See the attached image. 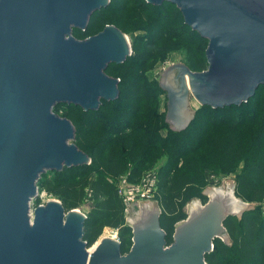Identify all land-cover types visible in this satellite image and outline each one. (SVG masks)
I'll return each mask as SVG.
<instances>
[{
  "label": "water",
  "instance_id": "obj_1",
  "mask_svg": "<svg viewBox=\"0 0 264 264\" xmlns=\"http://www.w3.org/2000/svg\"><path fill=\"white\" fill-rule=\"evenodd\" d=\"M168 1L209 41L206 70L178 63L161 75L169 98L166 122L182 131L195 116L191 96L221 108L248 101L264 85V0ZM109 2L0 0V264H208L216 238L231 244L227 217L240 219L257 205L234 198V179L207 186L208 201L187 202L189 215L176 224L169 244L159 204L133 201L125 218L133 228L126 254L111 237L89 246L87 215L78 208L66 210L57 200L33 208L43 174L91 161L76 144L74 123L55 107L98 110L102 100L120 95V78L106 69L133 53L128 35L112 24L83 40L73 35Z\"/></svg>",
  "mask_w": 264,
  "mask_h": 264
},
{
  "label": "trees",
  "instance_id": "obj_2",
  "mask_svg": "<svg viewBox=\"0 0 264 264\" xmlns=\"http://www.w3.org/2000/svg\"><path fill=\"white\" fill-rule=\"evenodd\" d=\"M127 14L137 15L140 22L145 23L139 27L148 31V37L136 38L132 43L133 53L126 61L111 63L106 69L109 75L120 78L119 97L113 101L102 100L98 110L85 111L79 105L67 104L80 109L86 116L84 120L89 123L87 130L74 123L79 148L88 153L93 163L99 162L113 179L127 170L120 151L124 147L129 148V159L134 163L130 179L138 181L147 163V155L145 153L139 158L142 147L138 141L132 140L139 139L138 134L143 132L141 138H148L146 145L149 143L151 148L157 149L160 128L164 124L167 127L169 125L164 122L162 115H148L141 111L142 104L155 101L157 92H163L158 81L150 82L145 77L144 71L149 63L157 59L155 52L148 49L164 41L186 44L189 52L188 66L191 69L204 70L208 68V60L202 42L207 39L187 25L181 9L168 0L161 4L147 0H110L108 5L95 10L86 30L75 28L73 32L93 35L107 24H114L127 32L131 29L125 21ZM97 17L101 20L96 29ZM147 17L153 18L148 24L145 20ZM146 85L151 89L148 90ZM263 87L264 85L260 86L253 97L240 105L221 108L202 105L186 129H169L170 138L177 139L176 149H172L176 154L168 167L160 171L157 191L161 208L160 222L167 232L169 244L173 242L176 224L187 218L184 210L187 202L195 197L200 198L203 203L208 201V196L203 193L205 180L201 168L199 170L191 165L188 168L174 169L179 158L209 152V158L203 166L208 165L226 174L233 172L242 160H250L245 170L237 177L236 193L250 201L264 199V105L262 107L263 103L259 97ZM126 95L129 98L121 102ZM139 121L142 123H138ZM102 124L101 131L106 136L95 137L97 128ZM247 125L252 126L256 133L255 139L248 147L243 140L242 131ZM128 131L132 133H127ZM80 135H88L90 140L83 142ZM88 145L92 147L89 148ZM90 166L83 164L65 167L58 172L81 169L89 173L92 171ZM86 185L84 177L77 183L58 184L52 193L61 198L66 210L75 209L84 199ZM92 189L95 203L85 220L84 240L91 246L101 236L105 227L117 228L120 231L121 251L123 254L128 253L133 244V229L124 223L125 204L118 188L105 176H101L94 180ZM224 224L231 244L227 245L222 239L216 238L214 250L206 254L207 263L264 264V218L259 209L245 211L240 219L236 215H230Z\"/></svg>",
  "mask_w": 264,
  "mask_h": 264
},
{
  "label": "rangeland",
  "instance_id": "obj_3",
  "mask_svg": "<svg viewBox=\"0 0 264 264\" xmlns=\"http://www.w3.org/2000/svg\"><path fill=\"white\" fill-rule=\"evenodd\" d=\"M128 17H129V19H128ZM100 20H101V18L98 19V17H97L95 27H96V25H97V27H99ZM145 20H146V23L148 24L150 21L153 20V18L147 17V18H145ZM125 21L127 24H129V26L131 28L130 31L125 32L128 35L131 43H133L135 41V39L138 37H142V36L148 37V31L145 30L144 28L139 27V26H143L145 23L143 24L142 22H140V19L137 15L128 16V14H127ZM112 25H114V24H112ZM105 26H104V28H105ZM97 27H96V29H97ZM102 30H100V31H102ZM95 34H97V33H95ZM95 34H93V35H95ZM73 35L77 39H82V40L92 36V35L82 34L79 31L73 32ZM172 43H174V44H172ZM172 43L169 41H164V42L157 44L152 49L151 48L148 49L150 51L155 52V56L157 57V59L154 61H151L148 65V68L144 71V74H145L147 81H150V82L151 81H158V83L160 85L161 75L166 68H168L171 65L178 64V63H184L188 66V63H187L188 62L187 61L188 56H189L188 46L186 44H183V43H176V42H172ZM203 44H204L205 49L207 50L209 41L204 40L202 42V45ZM191 70L197 71V72L203 71V70H195V69H191ZM204 70H206V69H204ZM147 88H148V90L151 89L148 86H147ZM259 97L262 100L261 103H263L262 104V107H263V105H264V87L260 89ZM128 98H129L128 95H126L124 100L121 102H124ZM168 102H169L168 93L165 89H163V92H157V98L155 101H150V103H155V104H150V103L142 104L141 111L143 113H147L148 115L150 113H154V115H162L164 122H166V116H167V112H168ZM190 106H191V110L194 111V114H195L196 111L202 106V104L194 96H191ZM54 112L56 114L60 115L61 117H66V118L70 119L73 123H75V125L77 124L78 126L85 127V129L87 130L89 123L87 124L86 121L84 120V118L86 116L83 114V112L80 109H78L76 107L69 106L67 103H61L60 105H58L54 109ZM138 123H142V121H139ZM253 126H258V125H253ZM170 128L171 127L169 125L167 127L165 124L163 127L160 128V140L158 142L159 145L157 146V149L151 148L149 143L146 145V143L148 142V140H147L148 138L147 137L141 138V135L143 132L138 134L139 139L134 137L135 140H132V141H138L140 144L139 146L142 147V150L140 149L139 158H142V156H144L145 153L147 155V159H146L147 163L143 167V169L141 171L142 176H141V178H139L138 181L130 179V174L132 172L134 163L129 159V153H130L129 148L124 147L121 149L120 154L125 159V164H126L127 170L116 179H113L110 176H108V174L105 171V169L103 168V166L99 162L93 163L92 159H91L90 163H88L91 165L90 167L92 168V171L89 173L85 172V171H81V169L80 170L71 169L67 172L48 171L45 174H43L41 180L38 183V188H39L38 189V197L33 201V204H32L33 208L37 207L38 205L45 204L49 200H57V201L62 202L60 197H58L57 195L52 193V190L58 184H62L63 182L77 183L85 177L86 183H87V185L85 187V196H84L82 203L77 208L80 211L84 212L86 215H88L91 212V209L95 203V200L93 197L92 183L97 178H99L101 176H105L106 179L108 181H110L113 185H115L118 188V191H120V193H121L120 195H121V197L124 201V204H125V218H126V215L128 213V207H127L128 205L125 203V200L129 198L130 192H133V191L135 193L138 192L137 195H141L142 192L146 191L148 178L151 176H154V177L157 176L159 178L160 171L165 170L168 167V165L170 164L171 160L174 159L172 157L175 156L176 152L173 151L172 149H176L177 139L176 138H170V135H171L169 133ZM102 129H103V124L100 128H97V134L95 135V137L97 136L99 138L101 136H106L105 133L101 131ZM242 131L244 132L243 140L245 142L246 147H248V145L251 144L253 142V140L255 139L256 133H255L254 129L252 128V126H250V125H247L245 127V130H242ZM127 133H132V132L128 131ZM95 137H93V138H95ZM80 139L83 142H85V140L86 141L90 140L88 135L87 136L80 135ZM91 139H92V137H91ZM168 139H171V140H168ZM142 142H144L145 145ZM167 143H171V144L167 145ZM154 144H156V141H154ZM88 147L90 148L92 146L88 145ZM208 156H209V152H200L199 154L179 158L178 164L174 169H178L180 167L188 168L191 165H194L199 170L201 168L203 176H204V180H205V185H204L203 190L207 186L219 187L224 179H234L236 181L235 182V188H234V193L236 195V198L237 199L240 198L241 200H243L246 203H257V205L251 209L258 208L260 213L262 214V216L264 218V199L261 201H250L244 197L238 196L236 193V191H237L236 190L237 177L243 170H245V168L247 167V164H249L250 160H248V161H246V159L242 160L236 166V168L233 172L226 174V173L222 172L221 170H215L216 168H211L208 165L203 166L205 164V162L207 161V159L209 158ZM78 188H81V186H78ZM195 198H198V197H195ZM198 199H199V201H201L200 198H198ZM208 199H209V197H208ZM151 200H154L158 203L157 193L151 198ZM201 203L204 204L202 201H201ZM251 209H248V210H251ZM245 211H247V210H244V212ZM186 213H187V217H188L189 213L188 212H186ZM186 219L187 218H185L183 220H186ZM124 223H125V225L132 226L127 222L126 219H125ZM102 237H112V238L120 241V231L117 228H112V227L107 226L103 229V233L101 234V236L98 238V240L96 242L100 241ZM93 245H91V246H93Z\"/></svg>",
  "mask_w": 264,
  "mask_h": 264
},
{
  "label": "built area",
  "instance_id": "obj_4",
  "mask_svg": "<svg viewBox=\"0 0 264 264\" xmlns=\"http://www.w3.org/2000/svg\"><path fill=\"white\" fill-rule=\"evenodd\" d=\"M156 176V175H155ZM159 178L156 176H151L148 178L147 188L145 192H142L141 195H137L138 192H130V196L128 199L125 200L127 205H130L133 201H140V200H151V198L157 193L158 191V183ZM140 193V192H139ZM119 194L120 191H119Z\"/></svg>",
  "mask_w": 264,
  "mask_h": 264
},
{
  "label": "bare ground",
  "instance_id": "obj_5",
  "mask_svg": "<svg viewBox=\"0 0 264 264\" xmlns=\"http://www.w3.org/2000/svg\"><path fill=\"white\" fill-rule=\"evenodd\" d=\"M233 195H234V198H236V195H235V193L233 192ZM237 199V198H236ZM242 202H244L243 200H242ZM244 203H246V202H244ZM110 238V237H109ZM112 238V237H111Z\"/></svg>",
  "mask_w": 264,
  "mask_h": 264
}]
</instances>
